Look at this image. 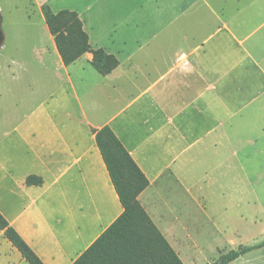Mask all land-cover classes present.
Masks as SVG:
<instances>
[{"label":"crops","instance_id":"1","mask_svg":"<svg viewBox=\"0 0 264 264\" xmlns=\"http://www.w3.org/2000/svg\"><path fill=\"white\" fill-rule=\"evenodd\" d=\"M33 1L37 53L61 74L0 135L1 215L43 264H73L123 212L93 133L107 126L148 180L139 204L181 259L183 236L202 224L193 219L202 192L240 184L249 167L241 147L264 138V35L253 38L264 17L247 30L255 5L227 0ZM43 5L76 12L116 69L101 76L90 53L65 67ZM31 175L42 184L25 185ZM205 220L211 232L228 229ZM0 264H28L2 231Z\"/></svg>","mask_w":264,"mask_h":264},{"label":"rangeland","instance_id":"2","mask_svg":"<svg viewBox=\"0 0 264 264\" xmlns=\"http://www.w3.org/2000/svg\"><path fill=\"white\" fill-rule=\"evenodd\" d=\"M73 1L66 0L68 4H64L66 8L64 6L63 9L73 7L69 5ZM211 1L219 5L222 0ZM227 2L255 5L243 17L247 30L258 25L259 19L261 21L264 17V0ZM57 6L53 5L54 8ZM259 9L262 10L260 18ZM41 24L33 0H0V29L3 34L0 46V135L13 131L17 118L26 114L34 101L49 98L52 93L47 87L61 74L56 71L51 57L37 53L43 48ZM263 35L264 28L253 38ZM261 127L263 131L260 133H264V122ZM241 149L249 167L245 174L241 173L240 184H214L202 192L203 198L199 200L202 213L193 217L202 224L196 234L183 236L186 244L183 253L179 254L184 264H213L221 254L264 240V138L257 137L253 146L245 143ZM205 218L220 222L228 229L221 233L211 232L206 227ZM188 219L184 216L180 221L186 223ZM231 264H264V249Z\"/></svg>","mask_w":264,"mask_h":264},{"label":"trees","instance_id":"3","mask_svg":"<svg viewBox=\"0 0 264 264\" xmlns=\"http://www.w3.org/2000/svg\"><path fill=\"white\" fill-rule=\"evenodd\" d=\"M41 12L65 67L90 53V65L101 76L116 69L118 60L115 56L103 49L92 48L76 12L61 10L54 13L48 5H43ZM93 133L123 212L73 264H184L139 204L138 196L148 187V180L109 127L93 130ZM24 183L40 186L42 179L31 175ZM0 231L26 263L43 264L1 213ZM262 249L264 240L240 246L221 254L213 264H231Z\"/></svg>","mask_w":264,"mask_h":264},{"label":"water","instance_id":"4","mask_svg":"<svg viewBox=\"0 0 264 264\" xmlns=\"http://www.w3.org/2000/svg\"><path fill=\"white\" fill-rule=\"evenodd\" d=\"M2 42H3V36H2L1 29H0V46L2 45Z\"/></svg>","mask_w":264,"mask_h":264}]
</instances>
